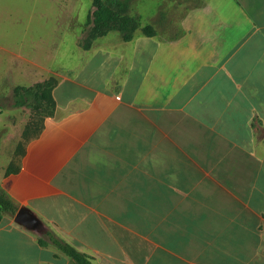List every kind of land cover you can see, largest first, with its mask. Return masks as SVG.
Returning a JSON list of instances; mask_svg holds the SVG:
<instances>
[{
	"label": "crops",
	"instance_id": "0c3cea01",
	"mask_svg": "<svg viewBox=\"0 0 264 264\" xmlns=\"http://www.w3.org/2000/svg\"><path fill=\"white\" fill-rule=\"evenodd\" d=\"M49 1L63 28L32 82L57 81L55 112L0 160V264H78L47 233L94 264H264V0H130L133 38L87 48L94 0Z\"/></svg>",
	"mask_w": 264,
	"mask_h": 264
},
{
	"label": "rangeland",
	"instance_id": "374dc122",
	"mask_svg": "<svg viewBox=\"0 0 264 264\" xmlns=\"http://www.w3.org/2000/svg\"><path fill=\"white\" fill-rule=\"evenodd\" d=\"M54 14L49 0H0V160H10L52 108L46 100L39 110L17 106L14 89L47 75L63 28Z\"/></svg>",
	"mask_w": 264,
	"mask_h": 264
},
{
	"label": "trees",
	"instance_id": "16d2710c",
	"mask_svg": "<svg viewBox=\"0 0 264 264\" xmlns=\"http://www.w3.org/2000/svg\"><path fill=\"white\" fill-rule=\"evenodd\" d=\"M94 6L95 9L87 22L88 28L81 40V44L86 48L90 46L91 42L96 37L112 29L121 31L124 39L130 41L135 31L141 26L140 18L130 14V0H94ZM142 30L146 35H153L156 33L152 25H146ZM56 83L57 81L52 78L31 87L16 86L14 89L15 104L17 106H29L39 110L43 108L44 100H46L52 105L50 112L46 116L53 115L55 112V101L53 99L52 90ZM45 117L40 126L27 136L25 140L32 138L41 131ZM19 148L21 149L22 145ZM16 171L17 169L11 164L6 173L9 174ZM15 210L16 206L14 202L4 190L0 189V211ZM47 236L50 243L55 245L67 256L73 258L78 264H94L89 255L79 251L73 245L55 236V234L47 233ZM40 242L43 245L49 243L43 238L40 239Z\"/></svg>",
	"mask_w": 264,
	"mask_h": 264
},
{
	"label": "water",
	"instance_id": "95a60500",
	"mask_svg": "<svg viewBox=\"0 0 264 264\" xmlns=\"http://www.w3.org/2000/svg\"><path fill=\"white\" fill-rule=\"evenodd\" d=\"M16 222L33 230L39 232L42 228L41 220L28 207H21L16 215Z\"/></svg>",
	"mask_w": 264,
	"mask_h": 264
}]
</instances>
